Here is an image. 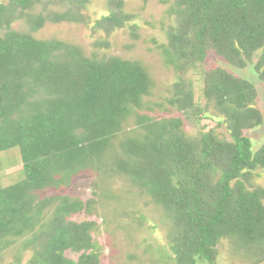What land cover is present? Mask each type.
I'll list each match as a JSON object with an SVG mask.
<instances>
[{"label":"trees","instance_id":"obj_1","mask_svg":"<svg viewBox=\"0 0 264 264\" xmlns=\"http://www.w3.org/2000/svg\"><path fill=\"white\" fill-rule=\"evenodd\" d=\"M53 1L0 2V152L18 147L24 174L15 184L0 183V254L18 245L30 252L27 264H101L95 223L71 219L87 205L43 193L59 175L108 151L117 169L170 215L176 264H213L221 239L236 251L264 245V190L247 192L244 183L250 171L264 168V144L254 152L245 134L263 124L254 84L210 68L202 74L203 104L184 81L167 99L179 116L139 113L152 86L141 61L89 58L65 41L33 36L48 23L83 20L85 0L49 12ZM107 1L111 11L94 22L105 33L132 21L116 10L121 0ZM170 1L168 55L188 65L212 55L239 69L256 56L254 70L264 82V0ZM16 22L23 27L15 29ZM203 118L216 124L208 127Z\"/></svg>","mask_w":264,"mask_h":264},{"label":"rangeland","instance_id":"obj_2","mask_svg":"<svg viewBox=\"0 0 264 264\" xmlns=\"http://www.w3.org/2000/svg\"><path fill=\"white\" fill-rule=\"evenodd\" d=\"M7 1L0 0L1 3ZM67 5V0H55L48 4L47 11L63 12ZM171 5L172 2L166 0H121L116 10L129 14L132 21L105 33L95 28L94 22L111 11L108 1L85 0L78 12L83 17L82 21L48 23L33 36L40 40L55 38L65 41L78 47L89 58L115 55L141 61L148 69L152 86L149 95L141 99L138 112L156 119L179 116L167 104L173 84L191 81L196 102L203 104V71L218 66L228 69L247 79L257 89V106L263 114V124L245 132L251 140L252 150L257 151L264 144V82L254 70L256 56L241 69L212 55L194 65L180 64L166 52L167 33L174 25ZM40 9L41 6L35 7L36 11ZM19 27H23L21 22L14 23L15 29ZM201 123L208 127L216 124L209 118H203ZM185 129L191 132L189 126ZM23 177L19 148L0 152V183L8 186ZM244 183L247 192L264 190V168L250 171ZM43 194L69 195L87 205L71 219L95 223L91 236L98 246L101 264H176L168 244L170 215L117 169L110 151L98 160L59 175ZM246 248L245 252L236 251L228 239H221L216 245L213 264H264V245L249 243ZM17 249L20 247L13 245L0 254V264H14L19 254ZM20 251V264H27L30 252ZM65 255L75 262L78 259V254L70 251ZM209 263L197 261V264Z\"/></svg>","mask_w":264,"mask_h":264}]
</instances>
